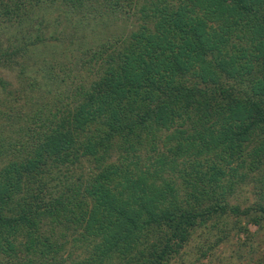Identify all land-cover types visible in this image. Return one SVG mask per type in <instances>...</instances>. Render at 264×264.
Returning a JSON list of instances; mask_svg holds the SVG:
<instances>
[{"label":"trees","instance_id":"1","mask_svg":"<svg viewBox=\"0 0 264 264\" xmlns=\"http://www.w3.org/2000/svg\"><path fill=\"white\" fill-rule=\"evenodd\" d=\"M95 1L0 0L4 88L3 67L48 40L55 13L34 14L41 4L126 22L79 50L70 101L40 109L11 153L0 136V264H171L196 236L203 260L219 227L252 240L264 220V0ZM86 26L74 30L87 39ZM249 179L262 187L242 207L232 199Z\"/></svg>","mask_w":264,"mask_h":264},{"label":"rangeland","instance_id":"2","mask_svg":"<svg viewBox=\"0 0 264 264\" xmlns=\"http://www.w3.org/2000/svg\"><path fill=\"white\" fill-rule=\"evenodd\" d=\"M97 1L92 3L93 7ZM42 6L44 5L38 6L34 14L38 15L39 12L48 9L53 10L55 15L52 16L51 26L43 32L47 36V42L32 49L33 52H38L40 57L37 58L35 53L34 58L30 57L28 61L20 59L23 65L20 62L9 67L5 66L1 70L3 77L9 82L7 88L0 87V136L8 137L7 135L10 133V137H12V143L2 147L3 151L8 153L13 151L12 147L16 142H24L28 138L29 133H25L22 129L33 124L32 118L38 115L40 109H44V111H48L49 108L56 110L55 105L63 106L66 101L73 98L75 87L81 81L79 72L82 60L79 50L90 42L92 43L94 35L98 34L99 39L112 37L113 34L119 33L126 24L119 18L111 26H106L103 21H99L96 19L97 17L93 16L92 8L84 9L82 13L72 14L69 12L70 10L67 11L70 9V4L65 6L63 3L53 9ZM66 12H69L70 15ZM58 14L62 17L55 19ZM132 20L134 21V19ZM81 23L88 25L85 29L81 28L82 31L89 33L87 39L82 37L81 30L79 32L74 30L76 29L74 27ZM11 33L10 31L9 34L7 32L0 35L1 48L8 47L12 43L9 42V39L12 38L8 36ZM15 43L17 42L13 44ZM48 73L55 79L53 80L52 77L51 80H48L46 78ZM148 148L143 149L140 153L139 159L142 162L148 163L147 157L150 156ZM71 172L79 174L81 170L76 169ZM248 181L239 190L238 198L232 199L240 203L242 207L256 202L258 198L256 192L262 187V184L257 185L252 179ZM245 222L244 220L243 224ZM261 224V226L259 224L250 225L252 240L244 232L241 234L233 232L227 236V229L219 227V231L211 236V241H204L207 246L204 249L206 256L203 260L198 249L200 245L203 247V240L201 239L200 242L199 236H196L197 241L191 242L185 248L182 256L172 261L171 264H195L196 260H198V264H201V261L202 264H264L262 261L264 260V220ZM217 240H221L219 245H216ZM67 252H69L68 249ZM81 252L82 250H75L73 255L81 254ZM65 256H67L66 253ZM41 262L44 264V259ZM45 262L49 264L48 261L45 260Z\"/></svg>","mask_w":264,"mask_h":264}]
</instances>
